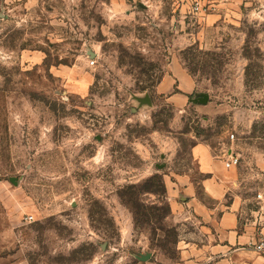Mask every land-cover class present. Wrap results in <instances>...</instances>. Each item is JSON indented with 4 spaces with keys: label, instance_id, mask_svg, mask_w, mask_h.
<instances>
[{
    "label": "rangeland",
    "instance_id": "1",
    "mask_svg": "<svg viewBox=\"0 0 264 264\" xmlns=\"http://www.w3.org/2000/svg\"><path fill=\"white\" fill-rule=\"evenodd\" d=\"M175 1L0 6V264H186L195 220L170 186L187 175L203 198L199 144L239 157L225 202L261 216L264 0L202 19ZM172 59L196 85L179 108L155 91Z\"/></svg>",
    "mask_w": 264,
    "mask_h": 264
},
{
    "label": "crops",
    "instance_id": "2",
    "mask_svg": "<svg viewBox=\"0 0 264 264\" xmlns=\"http://www.w3.org/2000/svg\"><path fill=\"white\" fill-rule=\"evenodd\" d=\"M14 1L16 0H0V6ZM179 5L176 0L173 12L178 10L184 15L186 6ZM156 84V93L163 95L175 108L185 106L196 89L193 78L183 68L179 59L169 62L167 73ZM228 154L229 152L219 161L210 156L205 146L199 144L191 149V155L198 164L199 174L203 177L199 183L203 198L196 193L195 185L187 175L179 177L170 186V195L179 196L181 200L179 205H174L175 209H187L195 220L192 221L194 232L179 241L177 249L181 262L264 264V252L258 253L250 246L256 241L255 230L260 215L253 219L247 218L244 201L235 192L230 201L225 202L229 191L227 185L231 183L236 187L239 181V175H235L237 165L229 169L224 167ZM262 176L264 183V174ZM257 194L261 195L263 192Z\"/></svg>",
    "mask_w": 264,
    "mask_h": 264
},
{
    "label": "built area",
    "instance_id": "3",
    "mask_svg": "<svg viewBox=\"0 0 264 264\" xmlns=\"http://www.w3.org/2000/svg\"><path fill=\"white\" fill-rule=\"evenodd\" d=\"M229 2V0H178V3L186 6L184 15H190L195 18H203L207 15L218 13L223 9V6ZM90 66L94 65V60L90 58L89 62ZM234 135H231V139H233ZM224 167L229 169L239 164V157L233 153L229 152L227 160L224 161ZM256 199L261 202V216L258 220V224L256 225V241L251 243L250 246L258 253L264 252V194H257ZM26 222H31L33 217L31 215L25 216L23 218Z\"/></svg>",
    "mask_w": 264,
    "mask_h": 264
},
{
    "label": "water",
    "instance_id": "4",
    "mask_svg": "<svg viewBox=\"0 0 264 264\" xmlns=\"http://www.w3.org/2000/svg\"><path fill=\"white\" fill-rule=\"evenodd\" d=\"M93 54L90 56V58H93ZM207 99H208V95L207 94H205V95H200L199 97H198V99L197 100H191V101H193V102H198L199 104H201V105H205L206 104V102H207ZM138 101H142V102H145L147 105H149L150 103H149V101H148V99H147V97H144V99H137ZM149 257V255L147 254V255H144V256H141L140 257V259L142 260V261H145L147 258Z\"/></svg>",
    "mask_w": 264,
    "mask_h": 264
}]
</instances>
